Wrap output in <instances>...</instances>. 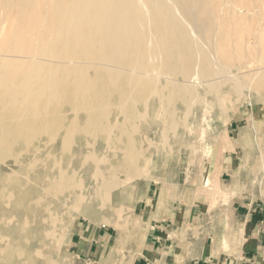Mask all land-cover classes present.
<instances>
[{"label":"bare ground","instance_id":"bare-ground-1","mask_svg":"<svg viewBox=\"0 0 264 264\" xmlns=\"http://www.w3.org/2000/svg\"><path fill=\"white\" fill-rule=\"evenodd\" d=\"M244 91L254 110L264 93V0H0V264H63L74 213L93 229L113 218L111 252L140 241L119 211L129 179L150 165L144 154L167 159L173 135L204 107L221 129L233 115L226 100L238 104ZM257 118L238 125L236 141L252 151V138L262 152ZM228 140L215 145L209 176ZM253 159L229 171L222 194L262 189L264 152Z\"/></svg>","mask_w":264,"mask_h":264},{"label":"rangeland","instance_id":"rangeland-1","mask_svg":"<svg viewBox=\"0 0 264 264\" xmlns=\"http://www.w3.org/2000/svg\"><path fill=\"white\" fill-rule=\"evenodd\" d=\"M253 14L254 12L252 11L248 13V15L250 16H252ZM257 32L258 29L253 30V36L257 35ZM246 39L243 40L244 45H246V42L248 41V47L254 48L256 45H258V43L254 44L251 42L253 41L252 37H246ZM220 94H223L221 97L225 96V100L229 96H227V94L225 95L224 92ZM262 94V97H260L258 99V102L255 104L254 110H252V107L247 102V99L250 97L248 92H243V98L239 101L240 103L238 104H234L235 95L232 96L231 94V97L229 96L226 101L228 102V105H230L229 107L232 108L231 111H233V115L221 129L220 127H217L215 114H213V112H210L209 114L206 113L205 110L207 107H204L205 115H198L195 111H193L192 115L190 116L191 118L187 119L183 123L185 126H181V131L179 129L181 133L173 135V137H178L177 140L179 139L182 141L181 143L178 140L176 143L178 146L181 143V148L176 145L175 147L177 148L171 151L173 154L170 151V153L166 152L168 154L167 159L164 157V160L166 159V161L162 160L161 158H159L160 160L157 159L155 161V155L153 154V152H150V150L149 152L147 151L144 156H146L147 158L149 157L150 160L147 163H150V165L147 164L148 166H145L144 169L141 170L136 176L129 179L127 184L129 189H125L126 191L121 195L120 201H122V204H124L126 207H122L119 211L120 216L125 218L124 220L122 218L120 224L125 225V227L131 224L130 231H133V233H138L137 227L140 221L139 210L141 208V205L145 201L146 197H148L147 199L149 200L153 198L151 202L152 204L155 203L157 195L160 196V198L162 197V199L164 198L167 203H174L176 201L175 204L177 206L184 205L186 209L194 206L197 211L206 209L207 215L209 213L212 215L217 214L219 216V219H222L220 221L222 224V228L223 225H225V222H227L231 217V215L228 214V209L232 204L242 203L244 201H264V185H262V189L261 187L253 190L233 189L228 191L225 195L222 194V192L224 193L225 190L223 188L226 187V184H228L230 180L229 171L239 170L241 164L244 163L247 166L254 164V162H252L254 160L253 158L256 157L258 153L262 154V152H264V150H262V152H259L260 148L253 142L252 138L251 142L248 144V146L252 148V151L246 148L244 149L243 145L239 144L236 141L238 125L243 122L244 119L253 111L255 116L259 117L254 122V128L255 130H259V134H264V93ZM199 120H202L204 123ZM183 132L185 133V135ZM221 136H226L227 140L229 139L228 142L230 143V146H232L228 150L220 151L219 154L216 153V156L212 161L213 167L209 176L208 170L210 165V156L215 150V145L220 142ZM168 137L169 139L173 138L172 135H169ZM198 137L199 139L197 140ZM182 139H184L185 142H183ZM184 144L186 146V149L183 148ZM196 144L198 145L196 146ZM184 149L191 153V160L186 159ZM197 161L198 165H196ZM254 161H257V159ZM163 164L164 166L168 165V167L164 169V171H161ZM188 167L191 170V177L189 181H186L185 177L189 172H187L185 168L188 169ZM145 168L147 169V171ZM207 175L210 179V186L205 185V178L207 177ZM164 185L166 188L164 187ZM131 186L133 187L130 189ZM255 186L257 187L260 185ZM177 190H184L185 194L179 195ZM151 195L153 196L152 198ZM103 219L104 220H101L100 223H98V225L93 229L92 223L88 222L82 215H80L79 213H74L72 215L71 230L67 233L65 240L63 241L61 246V250L66 257L63 264H86L85 260H82L76 255L73 245L77 242H83L84 238L87 237H93L96 239V241L94 240L93 242V248H91L90 256L87 257L88 260H90V262L92 263L98 264V262L104 260L101 264H119L124 261L129 253L136 252L137 255L139 249L138 247L140 245V241L137 238L129 239L128 242L120 245L119 247H115V251L111 252L114 247L118 226L114 224L113 218L108 219V214L104 215ZM129 220H131V223H128ZM103 231L107 233V240L105 242H101L98 237V234H102ZM136 244L138 247L136 246ZM101 248L102 250L104 249L102 252V258L99 256V251L101 250Z\"/></svg>","mask_w":264,"mask_h":264},{"label":"crops","instance_id":"crops-1","mask_svg":"<svg viewBox=\"0 0 264 264\" xmlns=\"http://www.w3.org/2000/svg\"><path fill=\"white\" fill-rule=\"evenodd\" d=\"M158 197L153 204V198L146 197L139 210L141 240L132 264H264L263 200L232 204L227 210L231 217L222 228L217 214L207 215L206 209L197 211L194 206L186 209ZM106 236L104 231L98 234L101 242ZM94 240L87 237L73 245L86 264L92 263L87 257Z\"/></svg>","mask_w":264,"mask_h":264}]
</instances>
